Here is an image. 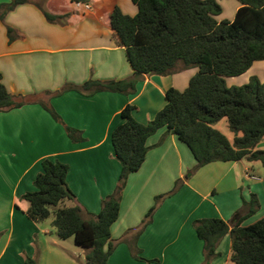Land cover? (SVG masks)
Wrapping results in <instances>:
<instances>
[{"label": "crops", "instance_id": "obj_1", "mask_svg": "<svg viewBox=\"0 0 264 264\" xmlns=\"http://www.w3.org/2000/svg\"><path fill=\"white\" fill-rule=\"evenodd\" d=\"M30 1L0 21V79L11 95L25 103L0 113V264H24L26 257L37 264H85L87 250L81 249L83 261L70 254L66 241L62 244L46 227L28 220L25 212L29 204L21 197L35 190L33 181L43 160L58 161L68 167L66 184L84 209L83 219L98 214L120 173L110 136L122 122L121 111L132 105L131 117L140 124L148 123L165 105V92L169 88L183 92L197 68L167 76H143L129 95L78 94L69 88L89 79L104 82L132 76L125 49L117 46L111 34L108 15L113 4L129 17L137 13V7L130 0H87L85 9V5L58 0V5H68L53 8L56 0H45L50 14H69L65 22L49 23L33 5L37 1ZM234 1L225 3L232 11L227 21H232L240 8ZM6 26L16 35L11 43ZM254 67L241 75L248 76L244 81L240 76L225 79L227 86L239 80L236 86L247 84L259 73ZM63 87L68 90L54 96ZM44 102L65 125L81 132V142L69 140L62 126L41 107ZM146 145L150 149L143 164L127 177L121 193L118 217L110 227L116 244L106 264H145L131 257L128 243H133V233L127 235V231L140 224L156 196L171 191L196 164L188 148L165 128L149 137ZM263 147L264 140L258 149ZM251 196L258 206L249 215ZM203 218H219L229 227L240 219L241 227L264 219V168L245 161L215 162L199 168L160 203L136 240L139 256L157 260L156 264H203V243L192 227L193 220ZM73 244L79 249L74 240ZM230 245L227 234L209 264H231Z\"/></svg>", "mask_w": 264, "mask_h": 264}, {"label": "trees", "instance_id": "obj_2", "mask_svg": "<svg viewBox=\"0 0 264 264\" xmlns=\"http://www.w3.org/2000/svg\"><path fill=\"white\" fill-rule=\"evenodd\" d=\"M44 1L33 5L45 20L65 22L69 14H50ZM69 1L89 6L87 0ZM130 1L137 7L133 17L123 15L113 4L108 18L115 43L125 49L132 76L104 82L89 79L69 90L86 97L99 92L129 95L135 92L143 76H167L192 67L197 68V73L183 92L174 88L165 92V105L148 123L140 124L131 117L135 109L132 105H126L121 111L122 122L110 136L114 159L120 165L117 183L113 193L102 200L99 213L90 215L88 220L83 219L84 209L66 184L67 165L47 159L41 162V171L33 181L35 190L21 197L29 204L25 215L38 224L50 216L51 208L66 200L72 201V207L53 211L51 224L59 240L73 238L77 246L87 250L85 264L107 263L116 244L111 240L110 227L117 220L127 177L140 169L150 149L146 141L159 129L165 128L167 133L174 134L188 148L196 164L183 179L175 182L171 191L156 196L140 224L127 231V235L133 233V243L128 244L136 261L158 262L140 257L136 240L150 224L160 203L174 195L183 181L199 168L215 162L239 161L258 162L264 168V150L258 149L264 140V81L251 78L241 86L225 84V78L241 76L253 63L264 61V0H235L240 8L234 19L221 22L215 19L221 13L216 0ZM29 3L30 0H10L0 4V21L16 7ZM6 36L9 43L16 38L8 26ZM67 90L63 87L54 96ZM24 104L20 97L6 90L0 79V113ZM41 107L62 126L71 142L83 140L81 132L65 125L48 102L41 103ZM222 119L233 135L230 141L213 127ZM257 206L255 196H251L248 214H253ZM241 220L233 227L219 218L193 220L195 234L203 243V264L217 257L219 241L227 234L231 237V264H264V219L246 227L240 226ZM24 264L37 263L26 257Z\"/></svg>", "mask_w": 264, "mask_h": 264}, {"label": "rangeland", "instance_id": "obj_3", "mask_svg": "<svg viewBox=\"0 0 264 264\" xmlns=\"http://www.w3.org/2000/svg\"><path fill=\"white\" fill-rule=\"evenodd\" d=\"M9 1L10 0H0V4L6 3V2H9ZM35 1H39V0H35ZM216 1H217L218 5L221 8V13L218 16H215V18H217L216 20L218 22H221L223 20H227L226 18L229 17V16H231L232 11H231V8L227 4H225V3L227 1H234V0H216ZM57 2H58V0L55 1L53 8H55V7L65 8L68 5V4H65V5L64 4H61V5L59 4L58 5ZM234 3H237V2L234 1ZM56 4L58 6H56ZM253 65H255L254 69H256L259 73H257V74L255 73V75L254 76H251L250 79L251 78H256L259 82H263L264 81V61L255 62V63H253ZM251 67L249 68L248 72L251 70ZM238 77H231V78H238ZM241 77H243V78H241ZM247 77L248 76H240V78L243 79L242 81L246 80ZM225 79H228V78H225ZM250 79H249V81H250ZM240 82L241 81L239 80V81L233 83L230 86H234V85L236 86V84H238ZM244 83H241V85L244 84ZM225 84L227 85V82H225ZM213 127L216 130H218L220 133H222L228 140H232L233 135L227 129V123H226V120L225 119L220 120ZM262 150H264V147H263ZM252 164L253 165H260L258 162H255V163H252ZM64 206L65 207H72L73 206V202L66 200L63 203L59 204L56 208H51V210H50V216L46 220L40 222L39 224L41 226H43V227H46L52 234L56 235L55 234V229L53 228V226L51 224L52 223V219H53V211L57 210L58 208L64 207ZM65 241H66V243H65L66 246L65 247L70 252V254L71 253H75L76 255L79 256L80 261H83V256L84 255H83V252L81 250L83 248H81L79 246V249L77 248L78 250L77 249L75 250V248H74L75 246L73 244L72 238H69V239H67ZM60 242H62V244H63V241L60 240Z\"/></svg>", "mask_w": 264, "mask_h": 264}, {"label": "built area", "instance_id": "obj_4", "mask_svg": "<svg viewBox=\"0 0 264 264\" xmlns=\"http://www.w3.org/2000/svg\"><path fill=\"white\" fill-rule=\"evenodd\" d=\"M84 7H85V9H88V6L85 5Z\"/></svg>", "mask_w": 264, "mask_h": 264}]
</instances>
